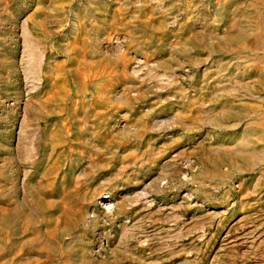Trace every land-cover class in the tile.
<instances>
[{
	"label": "rangeland",
	"instance_id": "rangeland-1",
	"mask_svg": "<svg viewBox=\"0 0 264 264\" xmlns=\"http://www.w3.org/2000/svg\"><path fill=\"white\" fill-rule=\"evenodd\" d=\"M0 264H264V0H0Z\"/></svg>",
	"mask_w": 264,
	"mask_h": 264
}]
</instances>
